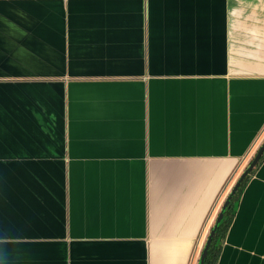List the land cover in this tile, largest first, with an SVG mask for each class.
<instances>
[{"label": "crops", "instance_id": "1", "mask_svg": "<svg viewBox=\"0 0 264 264\" xmlns=\"http://www.w3.org/2000/svg\"><path fill=\"white\" fill-rule=\"evenodd\" d=\"M263 139L264 0H0L11 264H197ZM216 264H264V154Z\"/></svg>", "mask_w": 264, "mask_h": 264}, {"label": "trees", "instance_id": "2", "mask_svg": "<svg viewBox=\"0 0 264 264\" xmlns=\"http://www.w3.org/2000/svg\"><path fill=\"white\" fill-rule=\"evenodd\" d=\"M249 174L243 179L239 188L237 189L235 194L231 197L229 204L226 206V208L223 209V216L221 220L217 223V228L212 236V239L207 249V254L204 258L203 264H216L219 252L223 244L225 234L227 232V229L229 228V225L234 215L235 202L238 199L241 189L243 185L245 184L247 178L249 177ZM213 226L214 225H212L211 228H213Z\"/></svg>", "mask_w": 264, "mask_h": 264}, {"label": "water", "instance_id": "3", "mask_svg": "<svg viewBox=\"0 0 264 264\" xmlns=\"http://www.w3.org/2000/svg\"><path fill=\"white\" fill-rule=\"evenodd\" d=\"M264 153V139L262 141V143L258 146L255 154L252 156V158L249 160V162L247 163V165L243 168L242 172L238 175L236 181L234 182V184L232 185V187L230 188L228 194L226 195L225 199L223 200V202L221 203V208L215 218V222H214V226L213 228H211V230L209 231V234L207 235L206 241L204 243V246L200 252L199 258H198V263L197 264H203L204 258L207 254V249L209 247V244L211 242L212 236L217 228V223L221 220L222 216H223V209L226 208V206L229 204V201L231 199V197L235 194V192L237 191V189L239 188L241 182L243 181V179L253 170V168L257 165V163L259 162L260 158L262 157Z\"/></svg>", "mask_w": 264, "mask_h": 264}, {"label": "clouds", "instance_id": "4", "mask_svg": "<svg viewBox=\"0 0 264 264\" xmlns=\"http://www.w3.org/2000/svg\"><path fill=\"white\" fill-rule=\"evenodd\" d=\"M9 237L6 235L0 237V245H6ZM0 264H11V253L7 248H0Z\"/></svg>", "mask_w": 264, "mask_h": 264}, {"label": "rangeland", "instance_id": "5", "mask_svg": "<svg viewBox=\"0 0 264 264\" xmlns=\"http://www.w3.org/2000/svg\"><path fill=\"white\" fill-rule=\"evenodd\" d=\"M241 172H239V174H240ZM238 175V174H237ZM237 177L238 176H234V178H232L231 180H230V182L228 183V188H227V190L226 191H229L230 190V188L232 187V185L234 184V182L236 181V179H237ZM226 193V192H225ZM227 194H225V196H226ZM224 199V198H223ZM222 201L223 200H221V202H220V204L222 203Z\"/></svg>", "mask_w": 264, "mask_h": 264}]
</instances>
